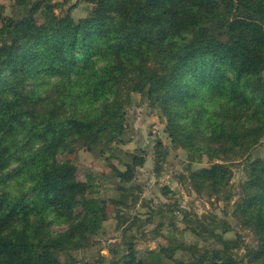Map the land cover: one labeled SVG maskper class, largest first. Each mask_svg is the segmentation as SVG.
<instances>
[{"label":"trees","instance_id":"trees-1","mask_svg":"<svg viewBox=\"0 0 264 264\" xmlns=\"http://www.w3.org/2000/svg\"><path fill=\"white\" fill-rule=\"evenodd\" d=\"M79 3L86 14L74 17ZM133 94L164 120L172 147L208 159L188 166L191 188L229 204L253 241L184 211L196 242L140 253L121 237L100 264H264V157L254 156L264 140V0L0 3V264H75L73 251L101 232L108 201L121 203L100 195L94 173L78 179L71 157L96 150L114 189L127 188L143 150L126 151L122 169L107 154L128 141ZM162 147L158 139L156 168Z\"/></svg>","mask_w":264,"mask_h":264},{"label":"rangeland","instance_id":"rangeland-1","mask_svg":"<svg viewBox=\"0 0 264 264\" xmlns=\"http://www.w3.org/2000/svg\"><path fill=\"white\" fill-rule=\"evenodd\" d=\"M11 1L0 0V3L8 5ZM86 10V5L79 3L72 10V15L84 16ZM164 124L161 117L155 112H150L139 102L138 96L133 94L127 113L125 137L128 141L118 145L115 153L107 154L110 155L113 165L122 169L121 162L127 161L126 151L141 154L143 150L144 163L137 166L135 176L125 185L127 187L125 190L114 189L113 180L104 176L110 174L111 165L104 155H99L96 150L89 152L79 149L71 157L78 179L85 180L88 171L94 173L98 176L96 181L101 186L100 195L104 198L114 197L113 199L121 203L115 205L113 201H108V217L103 229L90 238L88 245L73 251L75 264H100L110 254L111 243H122L121 237L123 240L125 237L126 241L131 238L140 253L146 248L164 249L176 243L178 239L187 243L196 242L197 238L184 229L185 224L180 216L184 211L227 220L233 230L227 232L226 236L232 237L234 231H237L244 241H253L251 232L243 229L230 215L229 204L222 200L217 201L205 193H197L191 188L186 177L188 168L207 166L208 159L204 157L201 162L187 159L184 149L171 146ZM158 139L163 143L162 150L165 151V155L156 168L153 156L154 145ZM258 149L260 156L264 157V140ZM243 178L241 167H234L231 179L233 192L237 191V184ZM163 187H167L168 191L165 192ZM173 211L177 216L173 217ZM122 218L126 221L119 225ZM131 222L133 224L129 226ZM172 223L175 224V229ZM101 239L105 242H101ZM106 239L114 240L107 243ZM241 252L242 249L239 250V254Z\"/></svg>","mask_w":264,"mask_h":264},{"label":"water","instance_id":"water-1","mask_svg":"<svg viewBox=\"0 0 264 264\" xmlns=\"http://www.w3.org/2000/svg\"><path fill=\"white\" fill-rule=\"evenodd\" d=\"M254 156H255V158H258L260 156V153H259V149L258 148H256L254 150Z\"/></svg>","mask_w":264,"mask_h":264},{"label":"built area","instance_id":"built-area-1","mask_svg":"<svg viewBox=\"0 0 264 264\" xmlns=\"http://www.w3.org/2000/svg\"><path fill=\"white\" fill-rule=\"evenodd\" d=\"M107 241V243H109V242H112V240H114V239H106ZM101 242H105V240L104 239H101Z\"/></svg>","mask_w":264,"mask_h":264}]
</instances>
